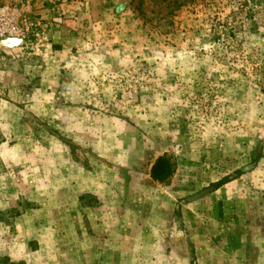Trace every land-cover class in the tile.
<instances>
[{"label":"rangeland","instance_id":"obj_1","mask_svg":"<svg viewBox=\"0 0 264 264\" xmlns=\"http://www.w3.org/2000/svg\"><path fill=\"white\" fill-rule=\"evenodd\" d=\"M138 3L0 0V264H264V0Z\"/></svg>","mask_w":264,"mask_h":264},{"label":"built area","instance_id":"obj_2","mask_svg":"<svg viewBox=\"0 0 264 264\" xmlns=\"http://www.w3.org/2000/svg\"><path fill=\"white\" fill-rule=\"evenodd\" d=\"M34 26L33 22L22 18L18 8L0 6V40L25 38Z\"/></svg>","mask_w":264,"mask_h":264},{"label":"trees","instance_id":"obj_3","mask_svg":"<svg viewBox=\"0 0 264 264\" xmlns=\"http://www.w3.org/2000/svg\"><path fill=\"white\" fill-rule=\"evenodd\" d=\"M145 0H139L138 7L144 3ZM167 3V7L170 8V12L181 8L188 0H160ZM176 170V161L172 156L163 154L159 156L151 169V177L158 182H166Z\"/></svg>","mask_w":264,"mask_h":264}]
</instances>
